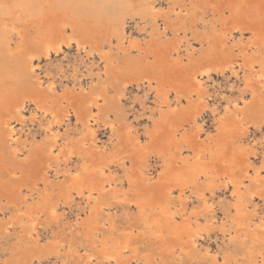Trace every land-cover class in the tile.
<instances>
[{"label":"bare ground","instance_id":"1","mask_svg":"<svg viewBox=\"0 0 264 264\" xmlns=\"http://www.w3.org/2000/svg\"><path fill=\"white\" fill-rule=\"evenodd\" d=\"M198 1L204 5V12L208 11L207 6H216L215 9L222 15V27L218 28L217 32L211 30L208 34H199L201 31L197 26L200 19L197 13L201 6L196 0L191 2V7L185 15L181 12L186 10L187 5L184 2L181 3L180 0H166V7H157L158 1L154 0H0L1 23L3 26L11 23L12 27L8 26V29L12 28L10 32L20 39L14 50L10 51L8 47L2 45L3 43L0 46V99L7 102L8 99L16 98L10 102H14L15 115L20 123L26 121L24 110L27 103L32 102L34 114L36 116L40 114L42 119L46 120V131H48L44 151L42 148L38 149V152L36 150L35 158L31 150L26 157H20L21 149L18 145L19 139L16 137L20 131L17 132L16 124L11 116L2 115L4 121L1 120L3 124H0V152L3 148L9 149V156L15 162L12 163V169L10 168L9 182L12 190L10 189L8 194L0 189V224L6 220L3 222L4 236L9 233L11 227L21 228L22 234L19 239L22 247L27 250L28 258H33L31 259L32 264L34 259L37 263H42L41 258L43 254H46L45 251L55 252L58 255L66 244L69 250H75L79 254L77 257L79 263L82 264H92L98 259L106 264L119 263L120 260L125 264H130V260L136 259L140 250L137 246L133 248L132 246L133 241L138 237L131 233L115 235V222L110 223L109 217H101L100 213L106 207L105 205H111L108 199H115L125 205L122 211L126 219L131 217L133 208L141 214L139 222L145 226L142 231L145 228L150 230L151 245L158 253V255H150L151 258L146 259V264H158L159 262L170 264L173 263L168 262L171 256L174 262L178 261L175 264H186L184 262L186 256L197 255L200 252V241H205L210 231L216 227H220L225 235L230 236V240L240 239L241 243L250 242L251 246L246 248V255L250 257L255 255L254 264L259 262L264 264V216L257 217L259 220L254 222L248 209V203L255 202L254 200L260 197L264 204V152H262L263 158L262 161L260 159L259 166H254L252 160L253 154L257 153L256 149L259 148L258 144L264 149V13L257 4V0H222L219 3L216 0ZM225 9H229L232 14L223 17ZM187 15H190L191 19ZM174 16L177 18L173 20ZM129 17L136 21L138 27L136 30H139V35L149 33L152 41H155L153 39L158 35L160 21H163V26H161L164 32L170 30L174 35V40L169 43L160 40L158 48L155 42L154 46L151 40L146 42L147 48L150 47L148 50L155 48L156 50H153L157 51L150 52V54H155L152 55L155 58L153 61L148 62V57L144 54L147 61L133 59L132 55L120 60V54L143 52L141 45L143 38L133 35V31L129 32L126 29ZM213 26L216 27V25ZM191 29L194 30L195 37L202 43L207 41L209 45H206L207 49L205 47L201 49L199 55L194 58L191 56L194 49L191 43H188L185 51H187L186 55L189 60L185 63L186 59L181 56L184 40L177 39L181 31L187 35L188 30ZM248 33H250V38L246 40L243 36ZM236 34L240 37L234 39ZM148 38L144 40L148 41ZM184 38L187 40V37ZM114 39L118 41L116 50L112 46ZM11 40L8 45L11 44ZM229 40L232 41L230 44ZM22 43L29 47L27 52L20 50ZM106 43L110 45V49L105 47ZM73 44L80 54L96 56L97 61L103 63L102 69L106 74L109 75L110 71L124 74L126 79L122 82L123 88L118 95L119 99L131 86L143 87L146 96L153 94V106L145 107V102L141 101L144 106L141 110H149L148 117L151 123V126L144 129V136L138 128H135L136 125L134 127L131 123H127L125 126L124 141L120 146L123 144L131 160H136L134 164L136 166H131L129 171L124 169L125 179L128 180L126 189L119 188L118 180L121 181L122 177H117L118 173H114L111 167L115 162L122 161V165L126 162L124 157L118 154L121 148L119 143L111 146L105 143V145L100 144L96 135L97 129H94L96 123L102 122L103 126L108 128L113 135L118 130L115 119L108 111H105L109 101L107 88L111 84L108 76H103L104 80L102 79L98 91L94 90V85H89L88 82H86L87 85H83L81 80L77 82L83 92L87 90L80 96L83 98L86 115L85 126L79 134L72 138L65 137L63 141L61 139L64 135L59 132L60 130H54V125L61 127V124L72 113L79 118L78 111L82 105H79V96L73 92H68L69 90L64 88L58 90L56 81H50L43 87L45 81L35 75L38 70L35 58H39L42 54L49 59L58 54L65 45L70 47ZM251 49L254 54L250 56L248 51ZM206 50L208 53L212 51V55L214 53L222 55V60H225L229 53L238 51L237 56L240 59L236 57V59H229L228 62L220 61L217 64L214 63L216 61L211 60L214 64L204 63V66H199L201 58L210 60L211 56L205 53ZM231 56L234 55L230 54ZM240 71H244L242 76L239 75ZM77 72L79 71H74V78ZM213 73L221 75L229 73L238 78L239 82H243V85L239 90L235 87L239 93L237 92L238 95L232 98L229 96L223 112H219L218 108H211L213 116L219 115L217 124L214 132H206L205 138H202L205 125L199 121V118L208 106L207 90L204 84L205 79L210 78ZM247 93L248 97L245 96ZM65 101L67 105H63ZM185 104L186 108L183 106ZM252 128L258 130L261 136L258 139L254 137L252 141L248 138L245 142L244 137ZM59 140L63 142L60 143ZM184 144L191 151L187 153L183 150ZM54 148H57L56 153H54ZM151 155L155 156L156 159H154L159 164L156 172L146 165V163L149 164L151 158L149 161L148 159ZM74 157L77 158L79 166H76L78 168L75 171L71 170V173H69L70 169L64 171V181L68 182L67 185H63L62 180L58 186H53L49 181V173L63 162L68 165ZM18 158L36 161L39 167L44 166L43 172L41 171L42 177L38 179L43 182V190L37 197L34 194H23L22 187L27 184H17V181L13 180L17 170L24 171V166L16 162ZM118 169L120 170V167ZM246 180L249 181L248 184ZM50 184L53 189L51 188L49 192ZM2 185L7 186L8 183L4 182L0 175V188ZM37 186L38 183L35 182L33 189ZM71 186L75 190L76 198L86 200V208L89 209L88 217L78 226L77 234L89 238L90 244L82 247L80 252L78 248L80 246H77L79 240L75 241L78 235L71 234L67 239V235L63 234L58 235V240L56 239L57 241L52 243L50 248L42 249L37 244L40 238L37 235L39 227L44 223L49 225V222L58 218V205L51 196L57 192L56 195L63 196L67 201L72 196ZM219 186L232 189V195H230L232 203L223 204L220 208L225 219L220 222L213 216L202 220L204 217H200L201 215L218 210H216V203L212 200L214 198L213 189ZM43 193H49V195L45 197ZM176 196H178L177 201ZM29 197H32L31 203ZM157 198L159 201L163 199L157 202ZM191 198L198 203L192 211L194 218L181 222L179 218L186 211ZM3 200L14 207L9 215H2L4 214L2 213L3 206L6 204L3 205ZM256 211L257 208L252 214L255 217ZM10 233L13 235L12 231ZM55 233L51 234L55 235ZM258 242L260 243L257 244ZM203 256L209 259V264H242L232 258L231 253H225L223 259L218 260V254L206 249ZM233 261L235 263H232Z\"/></svg>","mask_w":264,"mask_h":264},{"label":"rangeland","instance_id":"2","mask_svg":"<svg viewBox=\"0 0 264 264\" xmlns=\"http://www.w3.org/2000/svg\"><path fill=\"white\" fill-rule=\"evenodd\" d=\"M154 1H156V2L158 1L157 2L158 3V6L157 7H160V6L166 7L167 6V4L165 2L166 0H154ZM180 1H181V3L184 2L187 5L186 10L184 9V11L181 12L182 15H185V14H187L188 9H190L191 2L193 0H180ZM196 1L199 2L198 0H196ZM216 1L218 3L219 2H222V0H216ZM256 2L262 8V13H264V0H257ZM198 4H200V6H201L200 9L198 10V13H197L198 18L200 19L199 20V25L197 26L198 27V30L201 31V32H199V34H202V35H204V33L205 34H208V33L211 32V30L212 31L215 30V32H217L222 27V25H221L222 24V17H221L222 15H220L219 14V11H217V9H215L217 7L216 6H213V7L212 6H207V10L208 11L207 12H204V9H205L204 8V5L201 2H199ZM223 12H225L223 14V17H228V16H230L232 14L229 11V9H225ZM187 16H188V18H190V15H187ZM130 18L132 19V17H129L128 18V25H127L126 29H127V31L129 30V32H132L133 31L132 32L133 35L139 36L141 39L143 38L141 40V45L143 47V49H142L143 52L140 53V52L136 51V52H128V53L126 52L125 54H120V56H119L120 57V60L121 59H124L123 57H125V56L126 57H128V56L130 57V55H132V58L133 59L135 58L136 60L137 59L138 60L141 59L140 61H144V60L147 61V58H144V56H145V57H148V62L153 61L155 58L152 55H155L154 53L157 52V51H155L156 50L155 48L150 49L151 51L148 50L150 48L149 46H148L149 48H147L146 42H149L150 40L152 41V39H150V34L148 33L149 35L148 34H146V35H139V32H138L139 30H136V29H138V27L136 25V21L133 20V19L131 20ZM174 18H177V17L174 16L173 17V20H174ZM0 24H1V26H0V46L4 45L5 47H8L10 49V51L11 50H14L15 48H17L18 41L20 39H18V37L14 33H11L10 32L12 30V28H10V27H12V24L9 23L8 25L3 26V24L1 23V17H0ZM162 24H163V21H160V27L157 30L158 35L156 37H154L155 39H153V40H155V41H152L153 42L152 43V46H154L153 44L155 42L156 43L155 44L156 45V48H158L157 46H158V43L160 42V40L161 41L164 40L163 42H168V43H169V41L171 42L172 40H174L173 33L170 30H168V32L166 31V33H165L164 32V28L162 27L163 26ZM213 25H216V27H214ZM2 26H3V28H2ZM8 26H10L9 29H8ZM6 33H8V34H6ZM33 35H34V33H33ZM145 37L146 38L149 37L147 39L148 41H145L144 40V39H146ZM184 37H187V40ZM235 37L238 38L240 36H238V34H236V36H234V39H235ZM243 38L246 39V40H248L250 38V33H248L245 36H243ZM182 39L184 40V43H183V47H182L181 56H182V58H185L186 59V61H184L185 63H187L188 60H189L188 57H187V55H186V52L187 51H185V49H186L185 47H186V45L188 43H191V46L194 49V50H192L193 52H191V56H194V58L199 55L201 49H203L204 47L206 49L208 48V46L206 47V45L208 44V42L207 41H204L202 43L197 37H195L194 30H192V29L191 30H188V34L187 35H184V32L181 31L180 32V35L178 36V39L177 40L180 41ZM9 40H11V44L10 45H8ZM116 42H118V41L114 39V42H113L114 44H112V46H114V49L115 50L117 48V46H116L117 43ZM231 42L232 41H230L229 44ZM73 45H71L70 47H68V46L65 45L63 47V49L58 54L51 56L49 59L46 58L42 54L40 55L39 58L38 57H37V59L35 58L36 65H37L36 66V69H38V70H36L35 75L41 77L42 81H45V85L43 87H45L50 81H56V85H57V89L58 90H61V89L64 88V89L69 90L68 92H73L76 96H79V99H80L79 100V105H82V107L80 106L81 109H79V111H78V114H79L78 116H80L82 119L80 117L78 118L76 114L72 113V114H70V117L68 118L69 120L67 119L65 121L66 123L63 122L62 123L63 125L61 124V127L58 126V125H54V130L55 131H56V129H57V131L60 130L59 132L62 133L64 136L62 135L63 138L61 137L62 139L61 138H59V139H61L63 141H64V138L65 137L72 138V137H75L76 135H78L79 134V131H81V129H83V127L85 126L84 121H85V115H86V113L84 111V110H86V108H84L85 106H83V104H84L83 98L80 97V96H82L85 92H87V90H84V92H83L81 90L80 85L78 83L81 80L82 83H83V85H87L86 82H88V83H90L89 85H94V90L98 91L100 89V86H101V81L104 80L103 76L104 77L108 76V80L109 81L111 80V84L107 88V95H108L107 97H108V100L109 101L106 104L107 106H106V110L105 111H108V113L111 115V117L113 119H115V121L117 122L118 130L116 131V133L114 132V135H115L114 136L113 133L111 131H109L108 128H106V127L103 126V123L102 122L96 123V126H95L94 129H97V132H96L97 134L96 135H97L98 141L100 140L99 141L100 144H103V145L110 144V146H111V145H115V144H118L119 143V147H121V148H120V152L118 150V154L121 155L120 157H124V160L126 162L124 163V165H122V163H121L122 161L115 162L114 163L115 165L112 164L111 167H112V170H113L114 173H116V174L118 173L117 174V177H119V178L122 177L121 178L122 179L121 181L118 180L119 188L120 189H126V187L128 186V184H127V181L128 180L125 179L124 171L125 170L126 171H129L130 167L133 166L134 164H136L135 163L136 160L135 161L131 160L129 153L125 150L127 148H125L123 146V144H122V146H120L121 143H123V141H124L125 126L127 125V123L128 124L131 123L133 126L136 125L137 127H135V126L134 127L135 128H138V130L142 134L144 133V131H145L144 129L145 128H147L148 126H151L150 125L151 123H150V120H149V117H148L149 114H150L149 113V110H145V111H147V112H145V111H142L143 109L141 110V108L144 107V106L145 107H147V106L148 107L149 106L151 107V106L154 105L153 104V99L154 98H152L153 97V94H148L146 96L144 94L145 93V89L143 87L137 88L135 86H131L130 88H128V90H126L124 96H122L119 99V96L118 95H119L120 92H122V88H123L122 82H123V80L126 79V77L124 76V74H121V73L120 74H117V73H114V71L113 72L110 71L109 75L106 74L103 71V69H102L103 68V63H99V61H97L98 59H97L96 56L92 55L94 57L93 58L92 56H88V55L86 56L85 53H83L84 55L83 54H80V52L78 50H76V48H75L76 46L75 45L73 46ZM105 47L107 49H110L111 48L108 43L105 44ZM27 48H29V47H26V45L24 43H22V45L20 46V50L21 51H24L25 50L27 52ZM153 49H155V50H153ZM153 51H154V53L153 54H150V52H153ZM206 51L207 52H205V51L204 52L207 54L208 53V50H206ZM138 53L141 54V55H139ZM209 53L207 55L211 56L210 57V60L208 59L209 60L208 61L207 58H203V59L201 58V63L202 62L203 63L202 64L201 63L198 64L199 66L200 65H203L204 66L206 63L207 64H209V63L211 64L214 61H216V62H214L215 64L220 63V61H222V62H228L229 59H236V57L238 59H240V57L237 56L238 51H235V53H229L228 54L229 57L226 56L227 58H225L226 61L225 60H222V55H220L218 53L217 54L214 53L215 56L212 55V51H210ZM143 54H144V56H143ZM230 54L231 55L233 54L234 56H231L230 57ZM253 54H254L253 49H251V50L248 51V55L251 56ZM202 60H204V61H202ZM211 60H212V62H211ZM214 63H212V64H214ZM38 66H40V67H38ZM189 69L191 70V68H189ZM189 69H188V72H190ZM75 70H78L79 71V72H77V75L78 76L76 75V77H75V78H78L79 77V79H75L74 78L73 73H74ZM243 73H244V71H240L239 75L242 76ZM222 75L221 74H218V73H213L210 78L205 79L206 80V83L204 84V86H205V88L207 90V97H208L207 104H208V106L204 109V111L202 112L203 114L201 113L200 118H199V121L202 122L205 125V130H204V133L202 134V138H205V136H206L205 134H207L208 132H210V133H212V131L214 132L215 126L217 124V117L219 115L213 116L212 115V112H211V110H212L211 108L212 107L218 108V111L219 112H223V110L225 108V105H226V102H227L226 100H228L229 96L231 98L232 97H235V95L237 96L238 93H239L237 90H239V88H241V86L243 85V82H241V81L239 82L238 81V78L234 77L233 75H230L229 73H225V74H222ZM88 86H86V87L88 88ZM235 87L236 88L238 87V89L236 90ZM232 91H234L235 93H233ZM245 96L248 97V93ZM171 97H173V96H171ZM143 98H144V100H143ZM15 99L16 98H14L13 100H9L8 99V101H7L8 103L0 99V124H3L2 121H4V118H2V115L8 114L9 116H11V119L16 124L17 132L20 131V132L17 133V136H16L19 139L18 145H19V148L21 149V151L19 152L20 157H26L27 154L30 152L29 150H31V154H33V156L35 158L36 157L35 156L36 153L34 155V152L36 150H37L36 152H38V149H40V148H42V150L44 151V147L46 146V142H45L46 140L45 139H46V136H47V133H48V131H46V120L45 119H42L43 117H41L40 114H37V116H38L37 117L34 114V104L32 102H28L27 103V106H26V109L27 110L26 109L24 110V113L26 115V118H25L26 121H24L23 123H20V120L15 115L14 102L13 103L10 102V101H14ZM141 101L145 102L144 103V106L141 104ZM29 103H30V105H29ZM171 103H173L172 100H171ZM215 104H216V106H215ZM63 105H67V102L65 101ZM183 106L185 107L186 104L183 105ZM201 107H203L202 104H201ZM144 112H145V114H144ZM27 118L29 120H27ZM38 123L41 124V125H39ZM80 123H82V124H80ZM25 124H27V125H25ZM76 128H78V129H76ZM18 129H20V130H18ZM67 130H68V132H67ZM251 130L248 133V135L244 137L245 140L248 139V138H250L248 140L252 141V139L254 137H256L258 139L261 136V133L258 130H255L253 128ZM65 131H66V133H65ZM76 131L78 133H76ZM253 131H255V132H253ZM257 132H259V133H257ZM250 133H252V134H250ZM256 134H258V135H256ZM143 136H144V134H143ZM248 136H250V137H248ZM121 138H123V139H121ZM248 140H246L245 142H247ZM63 141H60L59 140L60 143L63 142ZM23 142H24V144H23ZM21 145H23V146H21ZM257 146L259 147V148L257 147L258 150L256 149L257 153L253 154V156H254V157L252 156L253 158L251 157L252 160H253V165L255 164L254 166H259L261 164V161H262V158H263V153L262 152H264L263 151L264 149H262L263 148L262 145L258 144ZM188 149L189 148L186 147V145L184 144V149L183 150H185L188 153L189 151H191V150H188ZM8 150L9 149H7V148H3L1 150V152H0V156H2V157H0V175L2 176V179L4 180V182H7L8 183L7 186L2 185V188H0V189L2 190L3 193L5 192V193H8L9 194V190L11 189L10 188V182L9 181H10V177H11V169L13 167L12 163H14L15 161H12L11 160V157L9 156ZM53 150H54V153H56L57 148H54ZM3 152H4V156H3ZM150 158H151V160H150ZM154 158H155V156L154 155H151L149 157V159H148V161L150 160L149 161V164L146 163V165L149 166L150 169H153L152 170L153 172H156L158 170V168H159V164H158V162H156V160H155L156 158L155 159ZM260 159H261V161H260ZM71 161L72 162L75 161V162L72 163ZM16 162H18L22 166H24V171L22 172V171H18L17 170L16 175L14 176L15 178H13V180L17 181V184H19V183L20 184H27V185H24L22 187L23 194H25V195L34 194V196L37 197L39 195V192H42V190H43V188H42L43 187L42 186L43 185V182L40 181V180H38V179H40L42 177V172L44 170V166L41 165L39 167V165L35 163L36 161L23 160L22 158H18L16 160ZM258 162H260V163H258ZM71 164H72L73 167L70 166ZM137 165H139V164L137 163ZM76 166H79V163L77 165V158L76 157H74L73 159H71L68 162V165H66L64 162L61 163L58 167L56 166V168L49 173V175H50L49 176V181L51 182V184L53 186H58L62 182V180L63 181L65 180V178L63 176L64 171L66 169H70L69 173H71L72 171H75V169L78 168ZM113 166H114V168H113ZM134 166H136V165H134ZM117 167L118 168L120 167V170ZM42 168H43V170H42ZM56 172H57V174H55ZM35 182L38 183V186L36 187V189H33ZM67 183H68L67 181H64L63 185H67ZM246 183L248 184L249 181L246 180ZM51 184L48 187L50 189L49 192L53 189L52 186H51ZM228 189H225L223 187L221 188V186L216 187V188L213 189V191H214V198H213L212 201L216 203V207H217L216 210L217 209L218 210L216 212H214V213L208 212L205 215H201L200 217H204V218H202V220L210 219L213 216L216 219H218L217 221H220V222L223 221V219H225L224 213L220 209L221 208V205H223V204L225 205L228 202L229 203H232V201H233V200L231 201V197L232 196L230 197V195H232V189L231 188H228ZM70 192H71V195H72L71 196V199L72 200L69 199L67 201H66V199L63 196L56 195L57 192L56 193H53L54 195L52 194V196H51L53 198L52 200L54 202H56V204L58 205V218L55 219V220H53V221H51V222H49V225H48V223H44L43 225H41V227H39V230L37 231L38 232L37 235H38V238L39 237L40 238H39V242L37 244L39 245L40 248H42V249L44 248V249L47 250L48 248H50V246H51L52 243H54V242H56L58 240L57 239L58 235H63V234L64 235H67V239L69 238V236H71V234L78 235L77 236L78 238L76 237L75 238L76 239L75 241L77 242L79 240L77 242L78 243L77 246H80V247H78V248H80V252H81V249H83L86 245L90 244L89 238L82 237V234H77V229H78V226H80V222L83 221L86 217H88L89 209L86 208V206H87L86 200H83L82 199L83 200L82 201V200H80V198H76L77 196H76L75 190L73 189L72 186H71ZM43 194H44L45 197H46V195H49V193H43ZM31 198L29 197V202L30 203H31V200H32ZM177 198H178V196L175 197V200L176 201H177ZM162 199H160V200L162 201ZM74 200H76V201H74ZM257 200L260 202V204H259V202ZM3 201H4L3 202V205H4L7 201L6 200H3ZM156 201L157 202L159 201L158 198H157ZM161 201H159V202H161ZM194 201H195L194 198H191L188 201V204L186 206V208H187L186 211H184L183 214H182V217L179 218V220L181 222H183V220H186V219H192L193 220L194 214L192 213V211H193V208L195 206H197V204H198L196 201L195 202ZM254 201L255 202H252V203L249 202L248 203V209H249V212H251V214H250L251 215V218H253L254 222H256V221L259 220L258 219L259 217L264 216V212H263L264 211V208H263L264 207V204H263V200H262L261 197L259 199L258 198L255 199ZM71 202H73V203H71ZM108 202H110L111 205L110 206L105 205L106 207H104V210L101 211L100 214H101V217L102 218L109 217L110 223H112V222L114 223L115 222L114 223V225H115V228H114L115 235H119V233L120 234L123 233L124 235H126L127 233H131L132 235L138 237V239H136L135 241H133L134 244H133L132 248L134 246H137L139 248V250H140L139 251L140 254H139V256L136 257V259L135 258L132 259L133 261L130 260V264H146V259L149 258V257L151 258L150 255H158V253L155 250V248L153 247V245H151L152 244V241L150 239V237H151L150 230H148V229L145 228V230L142 231L143 230V227H145V226L142 225V224H140V222H139L140 221L141 214L137 213V210L133 208L132 215H131L132 218L130 217L129 218L130 221H129V219H126L125 218V215L123 214L124 211H122V210L125 209V205H123L122 202H117V200H115V199L114 200H112V199L109 200L108 199ZM60 203H61L62 206L60 205ZM113 203H115V204H113ZM120 204H121V206H120ZM11 205L12 204L9 205V204L6 203L3 206V210L4 211L2 213H4V214L1 213L3 216H5V214L6 215H9L13 211L12 209H14V207L12 205V207H13L12 208ZM83 205H84V207H83ZM114 206H115L116 209L114 208ZM9 207H10V209H9ZM231 208L233 209L234 207H231ZM255 208H257V211H256V214L257 215H256V217H255V215H252L254 213V209ZM62 220H64V221H62ZM127 220H128V222H127ZM4 221H6V220H4ZM55 221H56V223H55ZM3 222L0 224V264H19V263H21V264L22 263L23 264H30L31 263V259H33V258H30V259L28 258V256H27V250L25 249V247L24 248L22 247L23 245H22V243L20 242V239H19L20 238V235L22 234L21 228H19L18 226L16 228L15 227H11L12 229L10 228V231L13 232V235L9 231L10 234L7 233L6 234L7 237H6V236H4L5 235V232L3 231V229H4L3 228L4 227V223ZM127 225H128V227H127ZM66 226H67V228H66ZM14 229H15L16 232L14 231ZM62 229H65V231L64 230L62 231ZM55 230H57V231H55ZM147 231H148V233H147ZM17 232H19V233H17ZM51 233H55V235L54 234L52 235ZM140 233H142V234H140ZM68 234H70V235H68ZM53 236H54V238H53ZM207 237L208 238L204 239L205 241H200L202 244L199 243L200 244L199 245L200 252H198L197 255L194 254V255H192V257L191 256H186V258L184 259V262L186 264H209L208 263V260L209 259H207L206 257L203 256V254H204V252H205L206 249H208L212 253L215 252L216 254H218V260H222L223 259V255L225 253H227V254L228 253H231V256H233L232 258L237 259L239 263L244 264V262H245V264H254L255 255H253L251 257L246 255V253H247L246 252V248L248 246H251L249 244L250 242L241 243L240 239L230 240V236L225 235L224 232H223V230L220 227L213 228L210 231V233H209V235ZM225 240H226V242H225ZM259 243L260 242H258L257 244H259ZM65 246L66 247L63 248V249H61V251L58 253V255L55 252L48 253L47 251H45L46 254H43L44 256H43V258H41V262L42 263H37L36 260L34 259L33 264H82L81 262L79 263V260H78L79 258L77 257L79 254H77L75 252V250H72V249L69 250L67 244ZM153 248H154V250H153ZM256 248H257V246H256ZM22 252L25 253V254L23 255ZM52 254H55V255H52ZM243 254H245V255H243ZM60 256H61V259L59 258ZM18 257L21 260L17 259ZM23 258H25V259H23ZM58 258H59V260H58ZM62 258H63V260H62ZM68 258H69V260H68ZM203 258H205V260ZM244 259H245V261H244ZM9 260H10V262H9ZM241 260H242V262H241ZM17 261H19V262H17ZM96 261H94L92 264H94V263L95 264H101L102 263V261L100 262V259H98ZM141 261H142V263H141ZM176 261L177 260H175V262ZM203 261H204V263H203ZM168 262L169 263L170 262H173V263H170V264H175L174 259H173L172 256L168 259ZM232 263H235V262L233 261ZM102 264H106V263H102ZM113 264H125V262L122 261V260H120L119 263H113ZM158 264H162V263L159 262ZM258 264H263V262H259Z\"/></svg>","mask_w":264,"mask_h":264}]
</instances>
